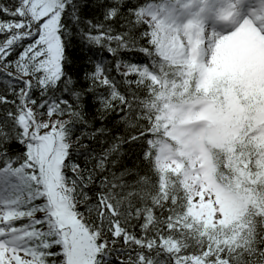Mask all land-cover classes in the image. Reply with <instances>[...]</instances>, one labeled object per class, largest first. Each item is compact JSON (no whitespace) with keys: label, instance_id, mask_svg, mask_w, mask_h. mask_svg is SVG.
<instances>
[{"label":"snow or ice","instance_id":"snow-or-ice-1","mask_svg":"<svg viewBox=\"0 0 264 264\" xmlns=\"http://www.w3.org/2000/svg\"><path fill=\"white\" fill-rule=\"evenodd\" d=\"M0 264H264V0H0Z\"/></svg>","mask_w":264,"mask_h":264},{"label":"trees","instance_id":"trees-1","mask_svg":"<svg viewBox=\"0 0 264 264\" xmlns=\"http://www.w3.org/2000/svg\"><path fill=\"white\" fill-rule=\"evenodd\" d=\"M5 2H10V0H5ZM71 55L74 56V57L79 58L81 56V52L78 49H76L75 46H74L73 51L71 52ZM82 63H83L82 60L77 59L75 68L79 69ZM109 119H111V117H109Z\"/></svg>","mask_w":264,"mask_h":264}]
</instances>
